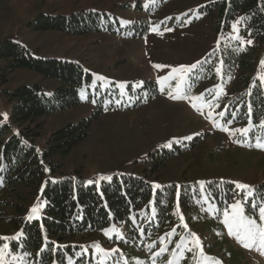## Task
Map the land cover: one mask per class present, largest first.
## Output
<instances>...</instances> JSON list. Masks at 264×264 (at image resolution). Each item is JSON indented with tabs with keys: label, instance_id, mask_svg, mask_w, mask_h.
Instances as JSON below:
<instances>
[{
	"label": "rangeland",
	"instance_id": "1",
	"mask_svg": "<svg viewBox=\"0 0 264 264\" xmlns=\"http://www.w3.org/2000/svg\"><path fill=\"white\" fill-rule=\"evenodd\" d=\"M217 1L220 0H8L0 3V42L12 36L41 57L78 61L93 75L91 84L79 91L78 106L37 120L42 125L37 146L43 148L54 131L94 117L89 135L69 156L51 158L54 163H62L53 178L76 177L100 188L103 182L131 175L161 186L157 188L162 204L159 212L152 200L150 209L141 206L137 210L138 221L146 225V233L139 240L131 239L136 246L132 259L126 258L119 240H106L104 232H96L65 240V243L77 244L79 254L85 247V259L82 261L80 256L78 264H216V261L264 264V249L259 239L251 247H245L235 235H229L224 223L225 209L231 212L230 205L238 200L242 201L246 216L255 219L257 225L264 223L258 218L259 206L264 204V148L256 147L258 140L264 142V134L256 125H251L244 135L230 136L223 130L224 127H248L235 125L234 120L240 117L237 111L245 110L243 103L251 94L250 88L254 91L258 83L264 86L261 63L264 41L254 65L235 66L232 58L258 41L241 34L239 19L232 22L227 35L216 32L217 15L210 14L206 7ZM89 10L107 14L111 19L108 30L77 35L58 30L34 31L28 27L41 13L69 15ZM249 40L251 44L247 43ZM197 61L200 64L190 73V79L181 80L182 74H179L158 82L173 67ZM6 64L0 58V112L4 118L6 114V119L11 107L5 90L39 84L49 93L60 85L58 80L46 79L29 69L10 72L5 69ZM156 64L166 67L158 69L154 67ZM217 68L221 71L217 72ZM245 82H249L247 87ZM177 86L189 99L169 97V92L175 94ZM201 94L202 99L195 101L202 105L197 110L191 106V98ZM221 112L225 115H219ZM244 116L248 118L246 113ZM244 123L248 125L246 120ZM250 132L260 133L256 141L251 142ZM166 150L179 155H170L164 166L155 170V155L150 154ZM233 181L252 187L240 190ZM228 186L232 190L230 203L225 200ZM173 187V205L168 208V191ZM177 191L179 197L187 199V208L177 198ZM28 192L20 188L17 195L0 196V199L27 206L25 214L28 215L36 204ZM215 202L220 205L214 207ZM7 211L10 215L16 214L15 209ZM168 213L172 217H166ZM118 229L123 235L125 226ZM18 233L0 221V237L12 238ZM175 233L174 247L165 261L159 257L161 249L167 250ZM191 233L197 234L209 259L200 256ZM17 239H0V247L9 245L5 260L9 264L37 263L38 259L35 261L30 255L10 250V244ZM53 240L64 248L65 243L61 244L57 238ZM159 241V248L151 252V246ZM88 251L92 258L89 263ZM99 257L101 260L97 261ZM72 258L66 253L49 264H72Z\"/></svg>",
	"mask_w": 264,
	"mask_h": 264
},
{
	"label": "trees",
	"instance_id": "2",
	"mask_svg": "<svg viewBox=\"0 0 264 264\" xmlns=\"http://www.w3.org/2000/svg\"><path fill=\"white\" fill-rule=\"evenodd\" d=\"M5 1L8 0H0V3ZM206 9L210 14L217 15L216 32L227 35L232 22L239 19L241 34L258 41L256 45L242 51L238 57L232 58L235 66L240 68L254 65L257 51L261 49V42L264 41V0H220L208 5ZM109 22L111 19L105 12L89 10L69 15L41 13L28 23V27L34 31L58 30L83 35L92 31L108 30ZM0 58L6 60L5 69L10 72L25 68L42 74L46 79L52 78L60 82V85L49 93L39 84L20 85L14 90L4 91L11 113L8 119H5L0 112V196L17 195L20 188H26L29 195L36 199L35 206L38 207V212L32 219H28L30 214H25L27 206L0 199V221H5L9 227L21 233L18 239L10 244V250L15 254L30 255L35 261L38 259L35 264H49L54 258L68 253L73 257L72 264H78L81 263L78 260L80 256L82 261L85 259V247H82L83 252L79 254L76 249L78 245L65 243V240L87 233L104 232L106 240H119L124 253H127L126 258L132 259L136 246L131 239L139 240L141 235L146 233V225L138 221L137 210L141 206L150 209L152 200L153 207L159 212L162 205L159 189L144 177L131 175H122L111 182H103L100 188L76 177L53 178L62 163H54L51 158L69 156L89 135L94 117L65 125L53 132L43 148L37 146L36 140L40 137L42 129L37 120L47 114L78 106L81 103L79 91L91 84L92 73L78 61L41 57L12 36H7L0 42ZM248 83L245 82V87ZM250 90V97L243 103L245 110L237 111L240 117L234 120L235 125H256L264 134V127L261 126V121L264 120V86L258 83L254 91L251 88ZM245 113L248 115L247 119ZM245 120L248 125H245ZM228 123L232 125L231 121ZM250 134L251 142L256 141L260 135L252 132ZM150 155H155L156 164L153 167L157 170L158 167L164 166L170 155L179 154L166 150L161 154ZM225 191L226 202H232L231 187L228 186ZM174 193V187L168 191V208L173 205ZM179 200L185 208L188 207L184 196L180 195ZM209 200L212 201V198L209 197ZM215 203L214 207L220 205ZM191 207L189 204V208ZM8 208L15 209L16 214H8ZM165 216L172 217L170 213ZM156 217L160 223L159 213ZM123 225L125 232L121 235L118 228ZM172 236L166 246L167 250L161 251L159 255L165 261L170 254L169 250L174 247L177 233ZM54 238L60 240L61 244L65 243L64 248L56 244ZM159 246L160 241L153 244L151 252ZM144 247L150 248L148 245ZM89 252L88 263L92 259ZM100 260L99 257L97 261Z\"/></svg>",
	"mask_w": 264,
	"mask_h": 264
},
{
	"label": "snow or ice",
	"instance_id": "3",
	"mask_svg": "<svg viewBox=\"0 0 264 264\" xmlns=\"http://www.w3.org/2000/svg\"><path fill=\"white\" fill-rule=\"evenodd\" d=\"M244 19V18H241ZM233 28L235 29V25H233ZM155 30V29H154ZM169 31H171V29H168ZM237 39H239V37H237ZM247 43L251 44L252 41L249 40L247 41ZM262 65H264V61L261 62ZM200 64V61H197L195 63H193L192 65H180L178 67H173L171 72L169 73L168 76H164V77H159L158 78V82H165L168 80L173 79L175 76L182 74L180 76L181 80L184 79H190V73H192V71L194 69L197 68V65ZM155 68H163L166 67L165 65H160V64H156L154 65ZM221 69L217 68V72H220ZM188 87H191V84L188 85ZM202 95L200 97H192L191 101H192V107L200 110L202 105H198L197 103H195V101L197 99H202ZM169 97L171 99H189V97L184 93V91L177 86V89L175 91V94H173V92H169ZM211 113H209V117L211 118ZM219 115L223 116L225 115L224 112L219 113ZM5 119L7 118L6 114H4ZM250 123H251V117H249ZM261 126L264 127V120L261 121ZM224 131L228 132L229 135H234L235 133H240L241 135L247 134L250 131L249 127H245V128H239V129H229L227 127L223 128ZM191 137H186V139H190ZM256 147L259 148H264V142H260L258 140ZM102 179H110V177H102ZM89 183H92V181H89ZM199 183L203 184V181H200ZM232 183H235L236 187L240 190H244L247 191L249 190L252 186L250 185H246L243 183H240L239 181H233ZM155 188H160L161 186L159 184H155L154 185ZM179 188V186H177ZM177 198H179V191H177ZM231 208V212H229L228 209H225L224 211V223L225 225L228 227V232L229 235H235L236 238L238 240H240L245 247H251L252 243L258 238L260 241V247L262 249H264V223L257 225L256 220L249 218L248 216L245 215L244 212V208H243V204L242 201H236L233 204L230 205ZM38 212V207L37 206H33L30 210V215L28 217V219H32L33 215L36 214ZM258 218L261 221H264V204H261L259 206L258 209ZM181 220H183V217L181 216ZM185 228L187 227L186 224L183 225ZM107 231V230H105ZM21 235V233H18L16 235V237H0V239L2 240H9V239H17L19 236ZM169 235H171V233H169ZM191 237L194 238L193 243L195 245V247L197 249H199L200 251V256L203 259H209L208 257H206L203 253V247L201 244V241L199 239V237L197 236V234L195 233H191L190 234ZM46 239V237H45ZM8 249H9V245L7 243L3 244L2 247H0V264H9L8 261L5 260L6 255H8ZM165 249H161V251H164ZM192 249H189V251H191ZM103 251V250H101ZM112 252L117 251L116 249H112ZM181 255H183V253H181ZM13 259H15V257H13ZM171 264V262H170ZM216 264H221V262L216 261Z\"/></svg>",
	"mask_w": 264,
	"mask_h": 264
}]
</instances>
